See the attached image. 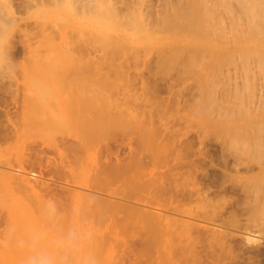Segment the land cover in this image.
Here are the masks:
<instances>
[{
  "label": "bare ground",
  "instance_id": "obj_1",
  "mask_svg": "<svg viewBox=\"0 0 264 264\" xmlns=\"http://www.w3.org/2000/svg\"><path fill=\"white\" fill-rule=\"evenodd\" d=\"M57 65L63 67L61 72L64 67L77 71L40 73L48 81L41 86L39 76L41 94L34 89L37 95L27 97L30 101L22 111L5 110L4 123L0 120V261L26 255L7 241L8 226L15 225L18 232L40 226L42 206L54 201L65 227L105 228L104 239L121 243L115 264H122L125 250L128 264H264V148L223 146L224 167L217 171V181L216 175L202 173L199 161L188 158L190 144L175 146V131L168 128L174 118L171 112L164 114L170 119L157 118L161 127L153 123L160 98L151 95L159 80L166 82L170 93L165 107L159 103L165 111L178 106L179 97L182 105L189 103L186 71L179 74L185 79L174 91L171 71L144 77L120 67L111 77V71H79L88 64ZM136 79L138 92L133 86ZM130 103L148 107L151 125L145 123L146 111H132ZM130 120L145 127L137 125L141 130L133 132L127 127ZM123 146L127 153L121 152ZM260 153L263 160L256 161ZM89 194L96 198L92 205ZM195 201L198 208L200 202L209 208L193 209ZM172 227H180L177 237L169 235Z\"/></svg>",
  "mask_w": 264,
  "mask_h": 264
},
{
  "label": "rangeland",
  "instance_id": "obj_2",
  "mask_svg": "<svg viewBox=\"0 0 264 264\" xmlns=\"http://www.w3.org/2000/svg\"><path fill=\"white\" fill-rule=\"evenodd\" d=\"M25 2L10 0L15 21L12 31L6 36L3 55L14 62L16 71L10 73L7 69L0 70V120L4 119L5 110L10 113L22 111L24 103L30 101L32 95H37L33 94V90L40 86L38 78L51 71V74H60L58 72L63 67L57 64H84L86 68L88 64L87 69L81 67L79 71L82 68L87 73H93L94 70H100L101 73L111 71L108 73L111 77L124 70L130 74L141 73L144 77L155 72L163 75L171 71L174 82L170 86L174 91L180 89L183 84L181 80L185 79H181L179 74L186 71V83L191 82V93L186 95L191 98L189 103L182 105L179 97L178 106L173 104L165 111V99L170 93L164 86L166 82L159 80L161 83L157 82V92L151 95L160 98L155 99L159 100L158 114L153 123L159 127L162 122L157 118L167 120L165 112L174 115L173 120L168 118V128L175 131V146L190 144L188 158L199 161L204 171L202 173L216 175L219 180L218 170L223 166L220 151L223 146L249 144L264 148V0H99L101 10L98 13L56 27L50 18L26 14ZM45 66L51 70L43 68ZM120 67L124 69L119 71ZM64 69L61 74L68 75V68ZM74 70L77 71L76 68ZM9 73L14 74L11 75L15 76L14 79ZM29 78L32 80L29 81ZM44 80L42 77L41 86L45 87L43 83L48 81ZM138 80L133 82L137 92ZM6 88L11 91L6 92ZM41 88L38 90L39 95L43 91ZM29 90H32L30 94L27 93ZM180 94H175V97ZM122 95L118 96L120 100ZM159 103L164 104L163 107ZM128 108L132 111L138 109L139 112L148 110L147 106H143L145 110H142L139 109L140 105L134 103L128 104ZM159 108L164 110L160 111ZM146 113L149 115L147 111L143 114L146 116ZM148 115L145 117L146 125L150 122ZM130 122L127 127L130 126L133 132L138 133L145 127L134 120ZM137 125L141 129L137 130ZM197 147L204 154L200 155ZM194 148L197 150L196 155H193L196 151ZM123 150L127 149L123 146ZM262 155L256 154V161L258 157L263 160ZM226 171L229 173L230 170ZM85 191L89 192H82ZM225 196L231 202L234 200L233 195ZM229 197H233V200ZM197 202H194L195 205ZM194 203L191 206L197 209L198 205L194 208ZM199 205H202L197 209L199 211L200 208L201 211L209 208L205 202ZM179 229L172 227L175 234L168 233L171 237H177L179 232L176 231ZM91 231L94 233V242L90 251L97 257L98 264H115L121 243L107 236L104 239L107 235L105 228ZM95 235L103 238L97 240L99 237ZM124 253L122 264H128L126 255L129 253L127 250ZM24 257H9L8 260H1L0 264H23Z\"/></svg>",
  "mask_w": 264,
  "mask_h": 264
},
{
  "label": "clouds",
  "instance_id": "obj_3",
  "mask_svg": "<svg viewBox=\"0 0 264 264\" xmlns=\"http://www.w3.org/2000/svg\"><path fill=\"white\" fill-rule=\"evenodd\" d=\"M101 10L99 0H26L25 13L31 16L50 18L53 26ZM15 15L10 0H0V70L15 72V64L5 58L3 49L6 36L14 27ZM95 196L88 195L90 205ZM40 226L18 232L10 225L4 232L9 243L26 253L23 264H98L97 257L90 251L94 233L78 225L65 227L62 214L54 201L46 202L41 209Z\"/></svg>",
  "mask_w": 264,
  "mask_h": 264
},
{
  "label": "flooded vegetation",
  "instance_id": "obj_4",
  "mask_svg": "<svg viewBox=\"0 0 264 264\" xmlns=\"http://www.w3.org/2000/svg\"><path fill=\"white\" fill-rule=\"evenodd\" d=\"M126 151H127V150H124V151H121V152H123V154H124V152H126ZM126 153H127V152H126ZM126 153H125V154H126ZM48 155H49V154H48ZM49 156H51V154H50Z\"/></svg>",
  "mask_w": 264,
  "mask_h": 264
}]
</instances>
